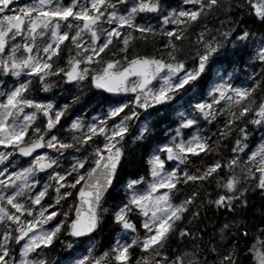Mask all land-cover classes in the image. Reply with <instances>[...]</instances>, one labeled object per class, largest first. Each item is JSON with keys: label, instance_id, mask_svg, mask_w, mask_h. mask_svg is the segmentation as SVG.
Here are the masks:
<instances>
[{"label": "snow or ice", "instance_id": "obj_1", "mask_svg": "<svg viewBox=\"0 0 264 264\" xmlns=\"http://www.w3.org/2000/svg\"><path fill=\"white\" fill-rule=\"evenodd\" d=\"M0 264H264V0H0Z\"/></svg>", "mask_w": 264, "mask_h": 264}, {"label": "trees", "instance_id": "obj_2", "mask_svg": "<svg viewBox=\"0 0 264 264\" xmlns=\"http://www.w3.org/2000/svg\"><path fill=\"white\" fill-rule=\"evenodd\" d=\"M250 26L253 27L254 29L257 27L255 25H250ZM240 75L243 77L242 71H240ZM157 131H158L159 135L162 136V134H163L162 133V125H157ZM137 156H139V151L137 152ZM108 203L109 204L112 203L111 199H109ZM250 203L253 205V207H259L261 204V200L259 199V197L254 196V197L250 198ZM218 219H222V217H218L217 215H215L214 210H209L206 213L202 211V213H201V220L204 223H206L209 226V228H211L212 225L214 223H216ZM247 219H249L250 223L254 222V219L252 218L251 213H249V216L247 217ZM255 219H258V216ZM110 235H111V233L107 230V228H105L103 230L102 234L97 237L99 245L101 247L105 246L107 244ZM53 255H56V253L54 252Z\"/></svg>", "mask_w": 264, "mask_h": 264}]
</instances>
